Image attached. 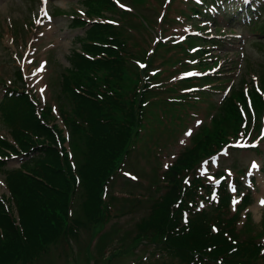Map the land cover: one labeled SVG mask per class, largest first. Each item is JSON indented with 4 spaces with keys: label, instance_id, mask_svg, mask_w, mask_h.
Here are the masks:
<instances>
[{
    "label": "trees",
    "instance_id": "16d2710c",
    "mask_svg": "<svg viewBox=\"0 0 264 264\" xmlns=\"http://www.w3.org/2000/svg\"><path fill=\"white\" fill-rule=\"evenodd\" d=\"M219 1L201 0L202 9L192 5L191 16L217 7V16L236 21L237 8L222 12ZM82 3L89 19L118 11L112 0ZM71 26L89 27L81 54L71 51L62 74L60 92L68 105L58 107L63 129L52 124L50 107L37 115L24 91L7 87L0 99V119L8 129L7 136L0 135V169L10 157L22 160L19 168L4 172L8 195L0 196V264H34L51 248L77 242L82 231L102 228L123 215L114 214L116 198L106 199V187L131 153L146 107L156 98L149 88L150 75L133 64L135 53L119 27L87 23L77 16ZM235 95L223 101L210 126L162 171L159 194L135 224L131 242L122 243L109 260L127 257L143 243L158 247L159 255L135 264H264V220L256 234L246 222L238 226L239 210L249 204L247 194L231 212L227 182L216 185L196 175L202 162L228 147L244 127L245 134L259 127L247 118V99L256 112L261 110L264 88L258 93L250 86ZM66 140L69 152L63 146ZM201 203L207 207H199Z\"/></svg>",
    "mask_w": 264,
    "mask_h": 264
},
{
    "label": "rangeland",
    "instance_id": "374dc122",
    "mask_svg": "<svg viewBox=\"0 0 264 264\" xmlns=\"http://www.w3.org/2000/svg\"><path fill=\"white\" fill-rule=\"evenodd\" d=\"M82 1L0 0V82L29 92L39 109L51 106L53 116H58L59 106L68 107L60 83L68 70L70 53L82 51L84 38L79 37L83 29L70 26L72 17L91 18ZM114 1L118 11H105L103 20L121 29L135 53L133 64L139 60L141 67L146 66L149 88L156 97L146 107L139 136L130 143L131 153L106 188V199L116 198L114 214L123 215L112 217L102 228L82 231L77 242L51 248L34 264H135L140 258L158 256V247L140 243L127 257L108 258L122 243L131 242L135 224L146 216L153 197L159 194L157 182L162 171L210 126L223 101L250 86L263 92L264 12L259 13L256 7H264V0H252L258 5L247 12L251 20L245 23L240 19L237 27L223 15L211 17L201 12L199 17L190 16L192 5L203 7L195 0ZM238 2L248 4L249 0ZM222 3L230 7L235 2ZM241 11L245 14L244 8ZM20 73L22 79L17 76ZM2 92L0 84V98ZM188 95L189 101L184 98ZM254 106L247 99V118L259 122L257 131L251 133L250 129L245 134L244 127L230 146L196 172L198 177L218 184L227 182L233 194L231 212L247 194L249 204L239 210L238 226L248 223L251 234L264 228V198L258 199L264 193V104L257 112ZM7 132L0 119V135ZM19 162L12 157L5 160V167L0 169V196L7 194L4 172ZM199 207L206 208L207 204Z\"/></svg>",
    "mask_w": 264,
    "mask_h": 264
},
{
    "label": "bare ground",
    "instance_id": "6f19581e",
    "mask_svg": "<svg viewBox=\"0 0 264 264\" xmlns=\"http://www.w3.org/2000/svg\"><path fill=\"white\" fill-rule=\"evenodd\" d=\"M264 198V193L261 194V196L258 199H263Z\"/></svg>",
    "mask_w": 264,
    "mask_h": 264
}]
</instances>
